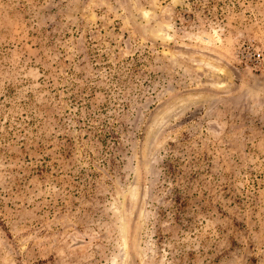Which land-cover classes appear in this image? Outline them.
<instances>
[{
  "label": "rangeland",
  "instance_id": "rangeland-1",
  "mask_svg": "<svg viewBox=\"0 0 264 264\" xmlns=\"http://www.w3.org/2000/svg\"><path fill=\"white\" fill-rule=\"evenodd\" d=\"M0 264H264V0H0Z\"/></svg>",
  "mask_w": 264,
  "mask_h": 264
},
{
  "label": "built area",
  "instance_id": "built-area-1",
  "mask_svg": "<svg viewBox=\"0 0 264 264\" xmlns=\"http://www.w3.org/2000/svg\"><path fill=\"white\" fill-rule=\"evenodd\" d=\"M262 54H257V60H260Z\"/></svg>",
  "mask_w": 264,
  "mask_h": 264
}]
</instances>
